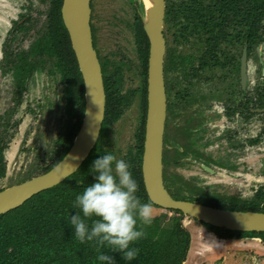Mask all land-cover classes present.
<instances>
[{
  "label": "trees",
  "instance_id": "trees-1",
  "mask_svg": "<svg viewBox=\"0 0 264 264\" xmlns=\"http://www.w3.org/2000/svg\"><path fill=\"white\" fill-rule=\"evenodd\" d=\"M61 4V1L52 3L46 30L42 32L40 40L35 43L32 50L33 53L41 56L37 59L39 61L37 66L45 70L52 64L54 70L51 68V73H59L61 81L67 83L65 93L70 104V118L76 116L78 121L68 126L65 143L62 141L63 135H60L59 142L62 148L64 145L66 148L64 146L63 151L57 154L54 162L44 167L43 172L56 165L71 147L82 123L85 104L84 79L61 16ZM167 11L170 17L181 14L182 18L177 22L176 37L189 42V49L196 56L190 55L188 59L198 61L199 68L205 65H220V67H230L229 74H232V67L237 58L236 50L240 54L244 44L247 43L250 56L256 46L264 42V0H166ZM138 24L140 26L138 37L141 39L139 50L145 59L144 69L146 70L150 41L143 21L139 17ZM100 61L107 97L103 127L109 128L112 134L125 108L138 100L143 112L141 144L135 154L138 156V153H142L144 149L147 110L145 79L139 80L138 86L135 88L131 86L127 93L123 94L119 89H115L119 75L123 71L122 63H117L102 54H100ZM29 66L26 73L18 69L15 78L24 79L33 71L36 64H29ZM123 66L126 72L136 77L137 72L130 63L125 62ZM215 94L218 93L215 92ZM247 102H255V107H264V85L256 87L254 99H249ZM110 139L111 135L109 138L108 136L102 138L101 135L88 158L65 180L32 196L20 207L0 214V264H99L93 244L80 243L76 240L74 227L69 221L71 215L79 212L78 209L73 208L75 197L95 182V176L90 171L93 162L115 151ZM3 148L0 145V178L5 175ZM135 156L133 155L132 159L128 156L126 162L131 166L130 171L139 185L137 195L142 202H151L154 205L145 188L141 164H137ZM31 177L32 175L28 173L20 176V179L18 176L9 186ZM164 179H169L166 172ZM190 190L193 191L191 188ZM198 192L201 193V191ZM175 196L186 199L184 196L179 197L178 194ZM215 197L218 200L221 199L211 194V198ZM211 198L202 196V203L213 205L210 202ZM231 200L234 199L231 198L228 201ZM242 202L239 207L233 209L264 212V189H259L253 198ZM218 207L226 208L224 205ZM170 211L173 212L172 215L168 213L156 215L152 225L145 227V237L131 245L140 250L136 259L125 261L120 253H111L107 248L103 251L113 255L116 264H183L190 247L191 234L183 225V213L180 210ZM194 220L220 237L235 240L254 237L264 242V231H232Z\"/></svg>",
  "mask_w": 264,
  "mask_h": 264
},
{
  "label": "flooded vegetation",
  "instance_id": "flooded-vegetation-1",
  "mask_svg": "<svg viewBox=\"0 0 264 264\" xmlns=\"http://www.w3.org/2000/svg\"><path fill=\"white\" fill-rule=\"evenodd\" d=\"M28 4H34L36 0H26ZM43 2H48V11H47V20L49 18V11L51 10V5L53 2H60L61 1V16H62V5L63 0H40ZM92 1L90 0L91 6V28H92V35H93V44L94 48L97 52L99 61H100V54L106 55L103 50V44L101 43L100 39V11L98 10V4L101 0H96L95 9H92ZM166 2V0H165ZM135 12L133 13V33L135 35V46L136 49L134 51V56L136 58V62L133 60H127L126 63H130L135 71L137 72L135 80L145 79L146 87L148 85V62H147V69H144L145 59L143 58V54L139 50V44L141 39L138 37L140 34V26L138 24V17L142 19L140 9L138 8L137 1L134 2ZM24 10H27V7L24 6ZM26 13L16 14V17L12 16V19L7 23L3 18L5 23L4 29L1 30L0 25V72L4 78L11 84V90L13 94V98L10 99L9 105L7 107L2 108L4 110L3 114H0V145L3 146V159L5 162V175L7 174V163L5 161V150L9 147L10 142H12L13 137L19 133L20 127L23 124L25 118L29 115H33V121L31 124H34L39 120V118L34 119V117H39L41 115V103H37L31 107V104H28L27 107L22 111L23 103L29 99L32 94V86L35 84L36 76L42 75L44 72V76L46 77V84H43L42 87H49L48 92L39 91L36 96L38 100H44L51 98V67H47L45 70L41 69L37 66L39 62L37 59L41 57L38 53H33L32 47L35 43L40 40L42 32L45 31L44 28H39L37 30V34L30 39L29 32L34 31L31 29L30 25L27 23L30 20L32 21V15H28ZM169 12L167 11L165 14V24L163 33L165 36L166 41V49L164 54V84L166 86V120H165V130H164V149H163V175L166 172L169 176L168 180L164 179L165 186L171 195L176 199H181L184 196L186 199L182 198V200H189L193 202L202 203L201 200L202 196L205 198H211V191L205 189V187H200L196 184H193L190 180L183 179L185 174L184 172H179L177 168L181 165H193L196 164L198 161H201V168L206 172L215 173L216 170L213 166H217L218 168H227V169H234L237 170L240 167L242 160L235 155V157L229 161H222L223 159H217L214 157V150H212L211 146L215 145L216 142V128L220 130V135L218 137V141L225 140L226 146L229 148L230 146L237 147V152L242 150V147L246 144V134L244 133L246 120H248L249 114L258 115L264 114V107H255L252 103L247 102L246 91L248 87V83L250 81V69L251 63L249 60L252 59L254 64L257 65V69L255 72V76L257 78L256 87L263 86V79H264V63L259 62L260 59L258 57V53H262V49L260 44L256 46L255 50L249 56L248 52V45L247 43L244 44L240 54H238L236 50L237 58L235 59V64L232 67L233 73L237 74V80L239 85V94L243 95V98L240 99V102L237 104L236 98H231V95L226 99V104L223 105L222 110H217L218 112V119L221 120V123L216 122V117L214 114V109L210 106L209 102L212 99H221L222 93L225 90V87H221L217 91V95L214 98H211L210 92H199V84L203 83V78L199 77V63L198 61H190L188 59V48L190 46L187 40H182L176 37V31L178 29V21L182 18L181 14H178L176 17L168 16ZM20 16V17H19ZM19 17V18H18ZM63 19V17H62ZM11 22V24H10ZM64 22V21H63ZM48 21L46 22V25ZM65 25V24H64ZM138 25V27H136ZM94 28V30H93ZM67 29V28H66ZM40 30L42 31L41 33ZM70 37V36H69ZM28 43V45H27ZM26 45V46H24ZM244 48L247 49V72L245 75L247 76V83L245 87L242 85V78H243V69H242V53ZM177 50V52H176ZM150 52V46H149ZM186 52V53H185ZM185 53V54H184ZM22 55V56H20ZM25 58L26 60L24 61ZM149 59V56H148ZM249 59V60H248ZM101 62V61H100ZM29 64H33L35 68L31 73L28 74L22 80L16 79L15 74L18 69L22 71V73L28 72L27 68L30 67ZM79 67V66H78ZM255 67V66H254ZM226 67H220L218 72L221 73ZM80 69V68H79ZM237 70V73H236ZM254 70V68H253ZM259 73V74H258ZM41 78V77H40ZM60 87L63 85V90L61 91L62 97L66 102V113L68 114L69 118L67 119L68 126L75 124L78 119L75 116L74 118H70L69 113V101L67 95L65 93V88L67 83H63L60 79L59 81ZM137 85V86H138ZM41 87V88H42ZM85 89V88H84ZM35 96V97H36ZM218 96V98H217ZM59 97V94H58ZM211 99V100H210ZM84 102H85V91H84ZM44 103V101H43ZM253 105V106H252ZM85 104H84V112L85 113ZM20 110L23 112L21 116H19ZM212 111V113H211ZM142 114L143 112L140 111L138 113V121L139 127L138 130L135 131L134 135L136 134L137 142L134 144L130 151L129 155L132 159L133 155L138 152L139 145L141 144V137L140 134L142 132ZM82 117V120H83ZM74 120V121H72ZM72 121V122H71ZM82 124V123H81ZM36 125L27 133L25 137V144L33 141V137L30 138V135H33V132L37 129ZM103 128V124H102ZM68 129V128H67ZM67 129L63 134L62 139L63 143H65V139L67 137ZM101 129L100 136L104 130ZM16 133V134H15ZM60 134H57L55 137H51V161L57 157V154L63 151L62 144L59 142ZM244 135V138H243ZM264 136V129L260 133V137ZM61 137V138H62ZM99 141V139H98ZM97 141V143H98ZM111 144L112 139H110ZM170 142V144H169ZM258 141L255 140L254 143ZM96 143V145H97ZM176 143L178 145V149L174 147L172 144ZM95 145V146H96ZM27 147V148H28ZM60 148V149H59ZM66 148V146H65ZM95 148V147H94ZM93 148V149H94ZM112 151V149L109 148ZM42 151V150H41ZM40 151V152H41ZM56 151V153H55ZM93 151V150H92ZM91 151V152H92ZM91 154V153H90ZM119 159L120 154L116 153V150L111 152ZM142 153H138L136 157L137 164H141L142 162ZM49 154H47L48 156ZM37 156V155H36ZM167 159H166V158ZM128 159V157L126 158ZM165 159L167 161H165ZM127 160H125L126 162ZM51 162V163H52ZM47 166V165H46ZM44 168L42 169L41 173L33 174L32 177L40 175L43 172ZM50 170V169H49ZM5 175L3 177H5ZM25 175V174H24ZM22 175V176H24ZM182 177H181V176ZM21 175H17L16 177ZM31 177V178H32ZM1 179V178H0ZM30 179V178H29ZM28 180V179H27ZM26 181V180H25ZM21 183V182H20ZM18 184V183H17ZM8 187V186H7ZM1 188V187H0ZM6 188V187H4ZM1 188V189H4ZM193 189L192 190H190ZM204 188V189H203ZM263 188V187H262ZM196 190L197 192H195ZM1 191V190H0ZM198 191H201L199 193ZM180 197H176L177 195ZM215 196H219L221 199L218 200L216 197L211 198L210 202L213 206H220L224 205L226 208L234 210L233 208L239 207L243 202L248 199H241L237 196L232 195H222V194H215ZM224 197V198H223ZM233 198L234 200L228 201L229 199ZM227 199V200H226ZM240 201V202H237ZM215 204V205H214ZM236 210V209H235ZM248 237H244L243 239H247ZM253 238V237H251ZM242 240V239H240Z\"/></svg>",
  "mask_w": 264,
  "mask_h": 264
},
{
  "label": "rangeland",
  "instance_id": "rangeland-1",
  "mask_svg": "<svg viewBox=\"0 0 264 264\" xmlns=\"http://www.w3.org/2000/svg\"><path fill=\"white\" fill-rule=\"evenodd\" d=\"M136 1L141 11V9H143L142 0H101L98 4L100 19L102 18L100 22L101 43L103 44L105 54L110 59L115 60L117 63H122L121 66L123 67V71L119 75L118 84L119 89H121L123 93L131 86L135 88L138 85V80H135L136 77H132L129 72H126L123 66V63L128 59L136 62L134 56V51L136 49L134 40L135 35L133 33L134 2ZM91 5L94 10L96 0H93ZM24 6L27 7V10H24ZM48 6V2L40 0H36L34 4H28L26 0H0L1 30L5 27L3 18L8 23L12 19V16L17 19L18 14L28 12V15H32V21L30 20L27 23L30 25L31 29L34 30L28 33L30 34V43L31 39L37 34V30L40 27L44 28L46 26V22L48 21ZM41 32L40 30L39 33ZM190 55L196 56L193 52L190 53L188 51L187 56L190 57ZM257 55L260 59L259 62L264 63V46L262 53H258ZM191 61H193L192 58ZM249 63H251V69L250 81L247 87L249 89L246 91L247 99L255 97L257 82L255 76L257 65L254 64L252 59L249 60ZM51 68L54 70L52 64ZM219 68L220 65L214 67L217 71ZM44 74L45 72L42 75L36 76L35 84L32 86V97L27 99L22 107L23 111L28 104H31V107H33V105L41 103V115L39 117H34V119L39 118L37 125L36 122L31 124L33 115L27 116L20 127L19 133L13 137L9 147L6 148L4 155L7 163V174L0 179L1 188L12 184L17 175L22 176L26 173H41L42 169L52 162L51 137H55L57 134H60V132L63 135L68 128L69 121H67V119L69 116L66 113V102L64 99H61L63 85L60 87L59 81L61 78L59 73H51V98H46L44 100L37 99L39 96L36 95L39 91H49V87H42V85L47 82ZM7 78H4L0 72V114H3L4 110L2 108L7 107L10 99L13 98L11 84ZM202 80L203 83L199 84V91L201 93L206 91L209 92L210 90L217 92L221 88L217 77L211 82L205 81V78ZM228 81H230V79ZM237 88H239L238 80L233 74L232 81L228 82L225 85V90L220 93L222 98L210 99L211 101L209 104L215 111L214 114L217 124L221 123V120L218 119L217 110H222L223 105L226 104V99L230 95L232 96L233 91L236 93ZM235 98V102L238 104L240 99L243 98V95L238 92V96ZM253 105H255V102ZM22 111L20 110L19 116L22 115ZM138 113H140L139 107L137 103L133 102L130 107L126 108L124 115L115 124V130L112 134L109 128L103 127L105 132L102 134V138L107 136L109 138L111 135L112 142L114 143L113 148L116 150V153L120 154L119 159L126 160L131 147L137 142L135 137L136 134L134 135V133L139 127ZM249 117L250 118L246 120L244 130L246 134V144L242 147L240 152L236 151L237 147L235 146H230L228 148L225 144V140L218 141L220 135L218 127L215 133V145L211 146L217 161L219 159H223L222 161L230 159L229 161H231L235 155L238 156L242 160L239 169L234 170L213 166L216 172L211 173L204 171L201 168V161H198L194 166L184 164L177 168L179 172L182 171L185 173L183 174V179H192L190 181L193 184L200 187L203 186L213 194L232 195L241 199L253 198L259 189L262 187L264 189V136L259 138L260 133L264 129V114H249ZM34 125H36L37 129L33 132V135H30V138L33 137V141L30 142L31 146L28 147L29 143L24 145L26 143L25 137L27 133H29V127L31 130ZM255 140L258 142L254 143ZM172 145L178 149L176 143ZM47 154L49 155L47 156ZM153 207L156 215L160 213L173 214V212L160 207ZM183 224L191 234L190 247L183 264H264V242L259 238L249 237L242 240L223 239V237L215 235L213 231L190 216H183Z\"/></svg>",
  "mask_w": 264,
  "mask_h": 264
},
{
  "label": "water",
  "instance_id": "water-1",
  "mask_svg": "<svg viewBox=\"0 0 264 264\" xmlns=\"http://www.w3.org/2000/svg\"><path fill=\"white\" fill-rule=\"evenodd\" d=\"M143 2L141 17L150 41L148 59V106L145 122L142 174L150 200L164 209L180 210L204 223L232 231H264V212L230 210L174 198L165 186L163 148L166 120L163 33L165 0ZM90 0H63L62 17L70 36L85 88V113L80 129L66 155L50 170L0 191V214L23 205L37 193L75 173L88 158L100 136L105 117L106 93L102 65L93 44ZM263 47V44L260 46ZM243 87L247 83V49L241 58Z\"/></svg>",
  "mask_w": 264,
  "mask_h": 264
},
{
  "label": "clouds",
  "instance_id": "clouds-1",
  "mask_svg": "<svg viewBox=\"0 0 264 264\" xmlns=\"http://www.w3.org/2000/svg\"><path fill=\"white\" fill-rule=\"evenodd\" d=\"M262 44L264 46V42L260 45ZM188 51L191 53L189 48ZM214 67L216 66L205 65L200 67L199 77L205 78V81L210 82L217 77L220 87H225L228 82L232 81L233 74L237 79V74L233 72L229 74L230 67H226L225 69L227 70H224L222 73H219ZM229 79L230 81H228ZM115 89H119L118 81ZM119 90L121 91V89ZM238 90L237 88L236 93L235 91L232 92L233 97L231 96V98L238 96ZM127 91L125 93L121 92L126 94ZM209 92L211 98L217 95L214 90H210ZM249 99H254V97ZM249 99H247V101ZM135 103H137L139 111H142L138 100H136ZM251 103L253 104V102ZM130 167L131 166L126 163L125 160L118 159L116 155L111 153L96 159L90 168L91 173L95 176V182L88 185L81 194L75 197L73 202V208L79 210L78 214L70 216L69 221L74 227V236L80 243L91 242L93 244L97 253L96 260L99 261V264H116L114 256L103 251L105 248L111 253H120L122 259L125 261L136 259L139 256L140 250L137 247H131V245L145 237V227L151 226L156 217L153 206L157 205L154 203V205H152L151 202H142L138 197L137 192L139 191V185L133 178ZM165 210L170 211L174 209ZM223 239L228 238L223 237Z\"/></svg>",
  "mask_w": 264,
  "mask_h": 264
},
{
  "label": "bare ground",
  "instance_id": "bare-ground-1",
  "mask_svg": "<svg viewBox=\"0 0 264 264\" xmlns=\"http://www.w3.org/2000/svg\"><path fill=\"white\" fill-rule=\"evenodd\" d=\"M145 3H146V5H148L149 4V1L148 0H145Z\"/></svg>",
  "mask_w": 264,
  "mask_h": 264
}]
</instances>
